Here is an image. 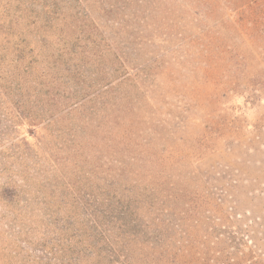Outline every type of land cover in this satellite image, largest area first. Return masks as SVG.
<instances>
[{
	"label": "rangeland",
	"instance_id": "rangeland-1",
	"mask_svg": "<svg viewBox=\"0 0 264 264\" xmlns=\"http://www.w3.org/2000/svg\"><path fill=\"white\" fill-rule=\"evenodd\" d=\"M261 10L0 0V264L264 255Z\"/></svg>",
	"mask_w": 264,
	"mask_h": 264
},
{
	"label": "trees",
	"instance_id": "trees-1",
	"mask_svg": "<svg viewBox=\"0 0 264 264\" xmlns=\"http://www.w3.org/2000/svg\"><path fill=\"white\" fill-rule=\"evenodd\" d=\"M200 1H203V0H200ZM250 1L256 6H262L260 15L258 13L259 16L253 19L252 21V23L258 24L260 21V18L264 19V0H250ZM197 3H199V0H197ZM52 8H55V7L52 6ZM17 41H19V42H16L17 45L20 46L24 42V39L23 37H19ZM239 251L244 252V250L242 249H240ZM239 255L240 254H237V257H232L231 255H225L223 256V258H220L219 260H217L216 264H264V255L253 256L252 253L249 256H245V254L242 256H239Z\"/></svg>",
	"mask_w": 264,
	"mask_h": 264
}]
</instances>
